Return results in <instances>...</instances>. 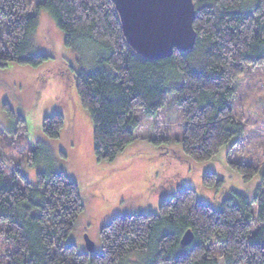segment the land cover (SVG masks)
I'll return each mask as SVG.
<instances>
[{
	"label": "trees",
	"instance_id": "16d2710c",
	"mask_svg": "<svg viewBox=\"0 0 264 264\" xmlns=\"http://www.w3.org/2000/svg\"><path fill=\"white\" fill-rule=\"evenodd\" d=\"M192 2L193 47L164 58H145L132 49L113 0L38 4L63 30L66 46L80 51L84 45L95 54L92 69L82 70L76 84L92 122L98 159L112 158L135 143L139 121L134 112L158 116L172 94L183 113L180 143L193 161L215 158L223 145L245 133L231 101L238 76L247 66L264 63V0ZM29 11L30 0H0V65L37 66L49 57L32 53L40 20ZM64 122L56 112L44 117L43 129L55 137ZM6 132L0 124V137ZM30 149L32 163L51 161L43 145ZM229 163L246 180L261 175L254 196L233 191L215 209L184 185L161 196L157 213L114 216L101 228L98 253L79 251L70 238L85 206L75 180L51 164L30 182L21 164L0 159V221L14 243L8 264H124L132 252L146 254L142 264H217L215 243L224 264H264V164ZM202 177L210 188L223 181L210 171ZM255 223L258 228L252 230ZM188 229L194 237L186 246L181 238Z\"/></svg>",
	"mask_w": 264,
	"mask_h": 264
},
{
	"label": "rangeland",
	"instance_id": "374dc122",
	"mask_svg": "<svg viewBox=\"0 0 264 264\" xmlns=\"http://www.w3.org/2000/svg\"><path fill=\"white\" fill-rule=\"evenodd\" d=\"M43 1L30 0L29 13L38 14L40 20L33 34L32 53L49 57L37 66L16 61L0 65V124L7 131L0 137V159L21 164L30 182H36L38 171L53 164L79 184L85 206L70 234L79 251L88 252L85 235H89L99 253L103 249L101 228L114 216L157 213L161 196L187 184L197 190L198 199L215 209L233 191L254 196L261 175L246 180L229 161L264 164V63L256 68L247 66L235 80L231 103L235 117L244 122L245 133L239 141L233 138L223 145L215 158L195 162L183 151V113L172 94L158 116L147 117L140 109L134 112L139 121L135 143L112 158L98 159L92 122L76 84L82 70L92 69L95 54L84 45L80 51L66 46L64 32L49 11L37 7ZM56 112L63 114L65 122L59 135L50 137L43 120ZM40 144L49 151L51 161L32 163L29 150ZM41 151L45 156L46 151ZM209 171L223 179L213 188L203 184L202 176ZM6 227L0 221V264H8V254L14 249L2 230ZM257 228V223L252 225V230ZM214 247L217 264H224L220 248L216 243ZM128 257L124 264H142L146 254L132 252Z\"/></svg>",
	"mask_w": 264,
	"mask_h": 264
},
{
	"label": "water",
	"instance_id": "95a60500",
	"mask_svg": "<svg viewBox=\"0 0 264 264\" xmlns=\"http://www.w3.org/2000/svg\"><path fill=\"white\" fill-rule=\"evenodd\" d=\"M121 27L132 49L145 58H164L175 49L187 50L196 39L192 0H113ZM86 247L95 251L89 235ZM194 234L186 230L181 244L192 242Z\"/></svg>",
	"mask_w": 264,
	"mask_h": 264
}]
</instances>
